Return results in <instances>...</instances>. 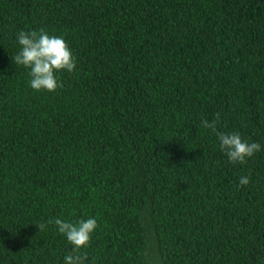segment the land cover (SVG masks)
<instances>
[{
  "label": "trees",
  "instance_id": "1",
  "mask_svg": "<svg viewBox=\"0 0 264 264\" xmlns=\"http://www.w3.org/2000/svg\"><path fill=\"white\" fill-rule=\"evenodd\" d=\"M40 29L55 92L12 59ZM56 218L97 220L85 264H264V0H0V264H64Z\"/></svg>",
  "mask_w": 264,
  "mask_h": 264
},
{
  "label": "clouds",
  "instance_id": "2",
  "mask_svg": "<svg viewBox=\"0 0 264 264\" xmlns=\"http://www.w3.org/2000/svg\"><path fill=\"white\" fill-rule=\"evenodd\" d=\"M20 51L12 57L14 63L29 69V84L34 91L55 92L63 87L57 73L67 71L72 73L76 68V57L63 36L50 35L47 30H21L17 35ZM220 114H216L214 121L201 120L203 128L216 135L221 151L230 163L245 164L248 158L261 151L258 142L244 140L240 133H223L217 131ZM240 186L249 184L248 177H241ZM55 223L60 234L64 235L73 246L72 252L64 257V264H85L87 253L81 254V249L91 246L92 235L99 227L95 218L80 219L75 222L62 221L59 218L48 220L47 224ZM47 224L37 225L39 231L46 229Z\"/></svg>",
  "mask_w": 264,
  "mask_h": 264
}]
</instances>
